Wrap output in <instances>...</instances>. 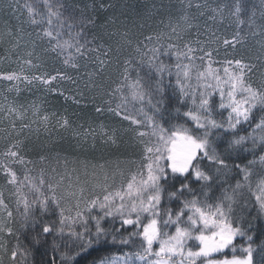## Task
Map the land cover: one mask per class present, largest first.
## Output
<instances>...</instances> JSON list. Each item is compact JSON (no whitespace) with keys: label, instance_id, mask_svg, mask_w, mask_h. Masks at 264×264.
Here are the masks:
<instances>
[{"label":"trees","instance_id":"obj_1","mask_svg":"<svg viewBox=\"0 0 264 264\" xmlns=\"http://www.w3.org/2000/svg\"><path fill=\"white\" fill-rule=\"evenodd\" d=\"M237 4L239 13L236 12ZM26 5H31L36 14L31 15ZM48 5L60 13L58 20L53 17L54 34L59 31L61 41L78 42L83 46L80 53L75 48L63 52L53 50L56 40L44 35L48 28ZM33 19L41 22L33 24ZM231 39L236 41L238 51L226 58L214 55L215 66L222 67L224 60L236 59L254 65L250 72L251 85L264 91V0H0V198L8 215L0 236V264H110L114 257L139 250V237H132L128 244L119 242L121 236L129 237L135 231L132 226L113 233L117 236L115 242L110 234L107 240L81 250V241L72 233L83 232L82 224L66 221L63 233L59 232V212L63 209L65 216L75 218L77 203L83 210L85 202L95 197L96 184L101 181L95 178L93 184L90 175L85 178L90 167L103 164L106 173L111 175L118 172L120 166L136 171L141 169L144 162L138 158L145 153L148 140L143 142L138 133L150 132V128L123 119V98L129 97L128 84L139 79L143 89L151 93L154 103L163 101L159 105L160 111L155 113L147 103H133L129 97V111L144 107L165 128L183 124L195 130V125L184 113L194 110L196 105L191 95L180 96L176 81L179 73L189 93H196L197 104L204 82L197 79L200 71L194 63H188L185 55L177 58V54L192 55L195 51L203 55L209 49L213 52L219 44L221 49L224 48L223 55H232ZM226 40L230 44H225ZM205 41L208 42L203 46ZM189 48L193 53H188ZM153 49L159 50L158 59L153 60ZM150 60L153 64L166 66L162 94L156 91L160 76L150 65ZM177 64L181 66L179 69ZM185 65L189 70L186 81L183 77ZM20 72L26 73V80L35 79V82L13 88L16 79L11 80L12 83L3 79L8 74L17 76ZM39 79L42 83L52 81L44 83L45 88ZM211 99L214 102L212 118L226 121L227 110L219 109L218 93L214 92ZM117 105L121 107L117 108ZM261 117H264V110L258 105L253 110V118L237 126L235 133L213 130L210 139L227 166L217 172L218 165L201 159L202 169L212 179L205 183L189 177L193 191H185L182 197L191 199L195 195L201 201L206 199L211 204L222 202L227 205L229 201L225 198L234 195L232 219L245 235L236 238L235 253L230 246L214 255L217 260L243 256L245 253L241 249L249 244L258 260L264 249V214L259 212L255 201V188L264 177L261 160L264 144L260 143L264 131L255 129ZM137 118L144 119L142 115ZM89 130H96L95 134L103 131L117 134L115 139L118 143L120 140V152L109 155L111 160H105L108 152L116 150L117 145L98 141L92 150H98L102 158L98 159L95 151L91 155L92 150L82 146L81 138L75 136ZM238 135L249 139L245 144L229 149L230 141ZM134 138L137 143L133 146ZM125 139L131 142L126 145ZM123 146H126L125 150ZM9 151L17 152L18 157L6 155ZM85 167L88 171H82ZM6 168L15 172V183H9L11 177ZM245 168L250 173L247 181L242 171ZM70 170L74 176L80 172L77 183L74 176L65 175ZM182 179L169 175L167 181H161L166 189L161 202L162 215L168 208L176 211L181 207L180 200H169L167 192L175 190ZM237 183L241 185L239 189H236ZM49 185L55 190L59 207L49 202L44 211L38 202L44 197L36 189L51 197ZM25 201L30 206L27 219ZM45 223L53 225V231L43 235ZM102 226L111 230L119 228L120 222L118 218H109L102 221ZM88 227L94 233L95 222L89 220ZM173 227L170 229L175 230ZM248 236L252 239L248 240ZM157 247L154 245V249ZM13 250L18 251L15 261L11 258ZM129 262L141 263L134 256Z\"/></svg>","mask_w":264,"mask_h":264},{"label":"snow or ice","instance_id":"obj_2","mask_svg":"<svg viewBox=\"0 0 264 264\" xmlns=\"http://www.w3.org/2000/svg\"><path fill=\"white\" fill-rule=\"evenodd\" d=\"M26 7L31 15L36 14L31 5H26ZM239 11L240 6L237 4L236 12L239 13ZM53 17L58 20L60 13L59 11H53L51 5H48L46 19L48 28L44 30V35L50 38V40H56L53 50L60 49L63 52L75 48V51L80 53L83 46L79 45L78 42L73 44L71 40L61 41L59 39L61 33L56 31L54 34L52 30ZM31 22L37 24L41 21L33 19ZM224 43L229 44L230 42L226 40ZM158 51L157 49H153V60L158 59ZM191 52L192 49L189 48L188 53ZM180 55H185L189 60L192 59L187 53L177 54V58ZM206 55L210 57L211 52L206 53ZM68 59H71V56ZM68 59L65 60V63L68 62ZM149 63L155 67L157 74L160 76V79L156 81V91L162 94L164 91L162 77L167 70L166 66L163 63L158 65L153 64L151 60ZM226 63L228 65L234 64L235 69L230 70L228 67H225L223 69L224 77H221L219 69L212 68L211 64H209L206 71L197 74L198 80L206 82L204 88L212 90L200 92L198 104L196 103V93H189L181 82L178 73L176 83L179 87L180 96L191 95L192 102L196 105L194 110L184 113L195 125V130L183 124L165 128L154 119L153 115H149L144 107L136 109L135 112L129 111L127 107L129 97L133 103L139 102L142 105L147 103L155 113L160 111L159 105L163 101L157 100L154 103L151 93L143 89V85L139 79L128 84L129 97L123 98V119L130 121L133 125L144 124L146 127H149L150 132H139L138 135L141 137L148 135L154 138V141H149L145 147V159L147 163L143 168L146 170V175L144 171H141L138 174L139 179L133 176L127 181L126 190L124 191L109 192L108 186L104 185L103 192L105 194L102 199L100 196H95L93 199L86 201L83 210H80V204L79 202L77 203L75 218L65 216L64 210L61 209L59 212V223L61 225L58 229L59 232L63 233L66 221H71L72 224L81 223L84 231L81 233L73 232L72 234L77 236L81 241V250H87L93 243L107 240L110 234L111 240L115 242L117 236L113 233L120 232L125 226H132L135 231L131 232L129 237L121 236L119 242L128 244L132 237H139L141 241L140 248L135 253L126 254L123 257H114L113 264H115L116 260L122 261V264H129L133 256L141 264H197V261H201L202 264H264V249H261L260 258L256 260L251 244L241 249L245 253L243 256L233 255L231 259L224 258L223 260L213 258L215 254L223 252L230 246L232 252L235 253L234 242L236 238L245 235L242 228L234 224L232 219L234 195L225 198L229 201L227 206L222 202L211 204L206 199L201 201L195 195L191 199L182 198L185 191H193L189 183V177L195 181L205 183L212 179L202 169L200 164L201 159H207L210 163L218 165L217 172L220 171L221 167L227 166L225 160L218 155L217 149L210 139L213 130L222 129L225 132L231 131L235 133L237 126L247 123L253 118V110L258 105L264 110V91L254 89L246 79L248 73L255 66L245 63L240 59L229 60ZM176 67L179 69L181 66L177 64ZM169 75H171L170 71ZM183 77L185 81L189 79L187 65L184 66ZM3 78L9 81L18 79L14 73L8 74ZM52 79H55V77H52ZM125 79H127V76ZM209 81H215V84ZM43 83L47 84L49 81L44 80ZM225 86H227L226 90ZM214 92L218 93L220 98L219 109L227 110L226 121H217L212 118L211 113L214 102L211 98ZM120 107L121 105H117V108ZM99 110L97 109V111ZM117 114L120 115L121 113L117 112ZM138 115H142L144 119H138ZM255 129L264 131V117L258 120L255 124ZM248 139L249 137L244 135L234 136L228 148L233 149L241 146ZM253 142L255 143L254 137ZM260 143L264 144V135L260 136ZM6 155L17 158L19 154L15 151H9ZM261 160L264 161V157H261ZM20 162H23L22 158H20ZM242 171L245 172L244 179L247 181L250 173L247 168L242 169ZM6 173L11 177L9 183H15V172L6 168ZM169 175L183 178L179 186L175 187V190L167 192L168 199H179L181 207L176 211L168 208L164 210L162 215L161 202L164 199L166 189L161 181H167ZM25 179H28V177H25ZM40 184H44L43 179H41ZM240 187L241 185L237 183L236 189ZM48 188L52 192L51 197L44 196L39 188L36 189L44 197L38 201L44 211L47 210L49 202L59 207V201L53 186L49 185ZM82 194L83 189H81ZM205 196H207V193H205ZM255 201L259 212L264 214V181H261L257 186ZM2 203L3 201L0 200V204ZM24 207L25 218L27 219L30 207L27 201H25ZM94 211L97 213L96 215L92 214ZM10 215L11 213H9ZM109 218H118L120 227L111 230L103 227L102 221ZM89 220L95 222L94 233L88 227ZM172 226H174L175 230L170 234L165 229ZM52 231L53 225L48 223L42 225L41 234L46 235ZM8 232L11 234V229ZM251 239L252 237L248 236V240ZM191 241L196 243L197 247L195 249L189 246V242ZM36 242L39 243V238L36 239ZM154 245H158V247L154 249ZM17 255V250L11 252L13 261L16 260ZM65 258L71 259V257Z\"/></svg>","mask_w":264,"mask_h":264},{"label":"rangeland","instance_id":"obj_3","mask_svg":"<svg viewBox=\"0 0 264 264\" xmlns=\"http://www.w3.org/2000/svg\"><path fill=\"white\" fill-rule=\"evenodd\" d=\"M207 42L208 41L203 42L202 45L203 46L206 45ZM231 43H232L231 46H233L232 47L233 50L231 51L232 55H223V49L224 48L221 49V47L218 44V45H216V48L213 50V52H211V50L209 49L203 55H201L200 53H197V52L194 51V54L190 55L192 57V59L188 60V63H191V64L194 63L195 67L200 72L206 71V69L208 68L209 64H211V67L214 68V69H219V75L221 77H224L223 69L225 67H228L230 70H234L235 69V65L234 64L233 65H228L226 62L229 61V60H224L223 63H225V65H223L222 67H216L215 66L216 62L212 58L214 57V55H216V57L218 56L219 58L221 56H223V58H226V57H229V56H233V54L235 55V53L238 51V49H235L236 48V41H234V39H231ZM201 51L204 52L205 48L202 47ZM208 52H211V56L210 57L206 55V53H208ZM25 74H26L25 72H20V73L17 74L18 79H16V81H17L16 83H13V88H15L17 86H19L21 88L23 84H32L33 81L35 82V79L26 80L25 79ZM30 74H31V72H30ZM246 79H247V82L249 84H251L250 73H248ZM4 81L7 82V83H12V81H9L7 79H4ZM48 81L50 83L52 81V79L48 80ZM201 82H204V84L206 83L203 80H201ZM209 82L215 84V81H209ZM39 83H40V85L43 84L44 87L47 88V86L44 83L41 82V79H39ZM204 84H203V86H201V88H202L203 92H206L207 89L204 88ZM226 89H227V86H225V90ZM95 131L96 130H92V131L89 130V131L84 132L85 134H75V136H79L81 138V140H82V146L88 148L89 150H92V148H95V145L97 144L98 141L109 142L110 144L117 145L116 150H110L108 152V157L104 158L105 160H111L112 158L109 155L117 154V152H120V146H119L120 140H119V143H118L117 140L115 139V136L118 137L117 134H115V136H114V134H109L107 131L106 132L103 131L100 134H95ZM139 138H140V136H139ZM142 138H143V142L146 141V140H148L147 141L148 143H149V141H154V138L151 137V136H144ZM125 140H126L125 141L126 145H128L127 144L128 141L131 142V140H129V139H125ZM134 142L137 143L135 138L133 139V146H134ZM123 148L125 150L126 146H123ZM94 151L96 152L95 154H98L97 155L98 159L102 158V156L98 152V150H92L91 155H94ZM138 160H140L141 162H144L141 165V169L139 171H136V169L131 170V168L128 169L129 167H121L120 166V170L118 172L117 171L112 172V175H111V173H108V174L106 173L107 171H106V168H105V166L103 164H100L99 166L94 165L93 168L90 167V169H89L90 172L86 173L85 178H87L88 175H90V177L92 178L90 181L93 180L92 181L93 184H94L95 178H97V179H99L101 181V183H97L96 184V189H95L93 195L95 194V196H100V198L102 199L103 195L105 194L103 192V186L104 185L108 186V191L109 192L115 193L116 191H124V190H126L127 181L130 180L133 176H136L137 179H139V175L138 174L141 171H144L145 175H146V170H144V168H143V166L147 163V160L145 159V153H143L141 158H138ZM1 167H2V162L0 160V168ZM84 170L88 171L87 167L82 169V171H84ZM75 171H76V169H75ZM79 173L77 171L76 176H74L73 172L70 170L65 175L74 176L75 177V183H77ZM104 174L106 175L107 179H105V177L103 176ZM261 181H264V177L259 180L257 186L261 183ZM257 186L255 188V194L257 192ZM0 200H1V198H0ZM226 202H228V201L226 200ZM223 204L225 206H227L226 203H223ZM7 218H8V215L6 214V212L4 210V205L2 203V204H0V236L2 235V233H3V231H4L5 227H6ZM170 228L171 227H169V228H167L165 230L168 231L171 234V233L174 232V230H172ZM189 243H191V244H189V246L193 247L194 249L197 247V245H196V243L194 241H191ZM110 264H113V260L110 262ZM115 264H122V262H120V260H116ZM129 264H130V262H129ZM197 264H202V262L198 261Z\"/></svg>","mask_w":264,"mask_h":264}]
</instances>
